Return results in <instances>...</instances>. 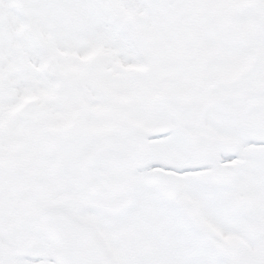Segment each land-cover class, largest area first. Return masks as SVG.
Listing matches in <instances>:
<instances>
[{
    "label": "snow or ice",
    "instance_id": "snow-or-ice-1",
    "mask_svg": "<svg viewBox=\"0 0 264 264\" xmlns=\"http://www.w3.org/2000/svg\"><path fill=\"white\" fill-rule=\"evenodd\" d=\"M0 264H264V0H0Z\"/></svg>",
    "mask_w": 264,
    "mask_h": 264
}]
</instances>
